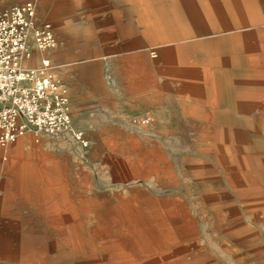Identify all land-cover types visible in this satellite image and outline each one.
<instances>
[{
  "label": "rangeland",
  "instance_id": "rangeland-1",
  "mask_svg": "<svg viewBox=\"0 0 264 264\" xmlns=\"http://www.w3.org/2000/svg\"><path fill=\"white\" fill-rule=\"evenodd\" d=\"M36 1L38 17L47 15L66 31H149L148 46L135 39L128 57L134 60L131 76L142 73L137 80L159 88L160 126L143 117L146 125L138 119V128L102 133L103 141L83 149L84 158L75 156V164L88 163L93 171L80 180L70 171L68 211L52 213L64 224L15 227L5 221L0 252L31 251L26 259L4 263L264 264V0ZM216 38L221 43L204 51L184 46ZM176 45H182L180 53ZM138 61L147 66L140 70ZM179 61H191L187 65L198 77L210 70L220 88L214 94L221 97L211 101L213 111L238 116L212 124L207 118L217 114H182L163 100L180 80ZM120 206L139 208L158 243L136 217L127 220L121 211L110 219L108 210ZM77 222L86 233L69 229L75 242L66 244L60 227Z\"/></svg>",
  "mask_w": 264,
  "mask_h": 264
},
{
  "label": "crops",
  "instance_id": "crops-1",
  "mask_svg": "<svg viewBox=\"0 0 264 264\" xmlns=\"http://www.w3.org/2000/svg\"><path fill=\"white\" fill-rule=\"evenodd\" d=\"M25 1L36 2L39 24H51L58 42L57 47L50 51L41 52L33 49L31 57L25 61V66L37 68L42 65V61H50L52 73L68 91L73 125L76 129L85 132L90 145L103 141L102 133L116 129L129 130L130 127L138 128L137 120L143 117L151 118L152 125L160 126V119L157 117L160 109L159 88L157 91L150 90L149 83L143 82V78L137 80L142 77V73L139 76H131L134 60L128 57L135 39L140 42V46H148L149 31H66V28H59L58 23H53L49 16L40 14L38 17L39 6L36 0H0V10ZM151 2L160 3L157 0ZM143 10L149 11L148 8ZM155 11L160 14L169 12L161 8H156ZM161 16L158 17L161 20L168 19ZM174 34L186 36L192 35L193 31H177ZM220 41L221 38H216L187 43L188 45L184 46H188L189 49L193 46L199 47L200 51H204L207 45L219 44ZM181 46L176 45L178 53L183 50ZM240 50L245 51V48L242 46ZM258 50L262 52V49ZM262 55L261 60L264 61V53ZM190 63L191 61H179L180 80L173 83L172 93L161 95L162 99L173 101V105L182 114H217L207 118L212 120V124H215L214 118L217 119L216 124H223L222 117H237V114L224 113L221 109L213 111L211 101L221 99L218 94H214L220 91L219 83L211 80L210 70L208 72L204 70V73L198 77V74L192 72L193 66L187 65ZM137 65L140 70L147 66L140 61ZM83 151L68 138L45 134L34 135L32 132L0 148V228L4 226L5 221L11 222L15 227L29 225L32 221L37 222L38 224L33 226L38 227L62 226L65 220L60 216L59 220L54 219L52 213L68 211L66 196L70 171H73L79 180L83 173L93 171L88 163L75 164L77 155L84 158L81 156L84 154ZM144 155L140 153L139 157ZM65 156L67 157L64 158ZM69 156L72 158V163L68 160ZM123 171L127 170L123 169ZM54 196L56 200L52 199ZM160 204L165 208L164 204ZM142 205L146 211L147 205L145 203ZM121 211L138 212L139 218H136L148 228L152 239H155L153 242L158 243L155 238L156 233L149 228L146 217L139 208L120 206L116 210L110 209L108 210L110 219ZM4 212H11L12 216L5 218ZM21 212L29 213L28 218L20 217ZM117 218L119 217L114 219ZM53 221L56 223L54 224ZM60 228L65 229L63 231L61 229L66 237L65 243L68 244L71 240L74 244V239L67 234L69 229L76 228L85 232L84 229L87 227L77 222L65 224V227ZM30 243L24 241L22 245L26 246ZM20 249L6 252L8 253L6 255L0 252V264H5V259L19 261L28 258L24 253L31 250L22 247ZM44 258L47 259V256Z\"/></svg>",
  "mask_w": 264,
  "mask_h": 264
},
{
  "label": "built area",
  "instance_id": "built-area-1",
  "mask_svg": "<svg viewBox=\"0 0 264 264\" xmlns=\"http://www.w3.org/2000/svg\"><path fill=\"white\" fill-rule=\"evenodd\" d=\"M57 44L52 25L39 24L36 2L0 10V148L28 132L90 147L85 132L73 125L68 91L52 73L50 61L37 68L25 66L33 49L46 52ZM139 120L148 123V118Z\"/></svg>",
  "mask_w": 264,
  "mask_h": 264
},
{
  "label": "bare ground",
  "instance_id": "bare-ground-1",
  "mask_svg": "<svg viewBox=\"0 0 264 264\" xmlns=\"http://www.w3.org/2000/svg\"><path fill=\"white\" fill-rule=\"evenodd\" d=\"M156 54V53H155ZM125 215H126V219L127 220H129V219H131V218H134V217H138L139 216V214H138V212L136 213V211H131V212H125L124 213ZM123 214V215H124ZM148 214V213H147ZM149 215V214H148ZM124 217V216H123ZM139 218V217H138ZM144 218V217H143ZM135 219V218H134ZM136 222H137V220H136ZM138 226V225H137ZM135 225H133L132 224V222H131V224H130V228L132 229V231L134 232V229H135ZM142 227V226H141ZM140 232V231H139ZM135 234L136 235H138V233L137 232H135ZM148 234V233H147ZM144 235V234H143ZM150 235V234H149ZM145 236V235H144ZM138 237V236H137ZM139 238V237H138ZM144 240V239H143Z\"/></svg>",
  "mask_w": 264,
  "mask_h": 264
}]
</instances>
